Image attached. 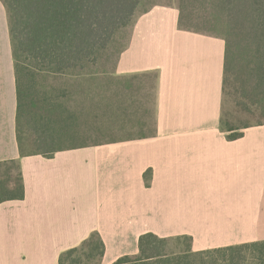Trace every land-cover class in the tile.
I'll list each match as a JSON object with an SVG mask.
<instances>
[{"label":"crops","instance_id":"0c3cea01","mask_svg":"<svg viewBox=\"0 0 264 264\" xmlns=\"http://www.w3.org/2000/svg\"><path fill=\"white\" fill-rule=\"evenodd\" d=\"M147 12L118 75H156L154 133L21 154L7 10L0 1V164H15L21 200L0 204V264H59L92 235L101 264L138 253V239L189 238L193 251L264 241V125L229 140L220 129L225 42ZM165 31L159 32L161 26Z\"/></svg>","mask_w":264,"mask_h":264},{"label":"rangeland","instance_id":"374dc122","mask_svg":"<svg viewBox=\"0 0 264 264\" xmlns=\"http://www.w3.org/2000/svg\"><path fill=\"white\" fill-rule=\"evenodd\" d=\"M151 9L158 16L162 9H171L177 22L182 12L186 31L228 39L230 60L223 75L220 129L243 132L264 125V89L259 87L264 54L250 42H243L250 24L241 20L235 24V16L227 14V8L218 0H142L132 21L114 32L109 43L97 51L93 63L63 74L41 72L31 63L22 64L18 129L23 154L47 149L46 142L41 144V136L47 134L55 137L53 147L75 148L154 133L156 75L116 73L118 58L127 48L135 25ZM159 29L164 32L165 26ZM16 179L15 164L0 166V183L6 191H15ZM166 240L168 253L196 252L189 238ZM101 256L102 247L93 235L65 256L63 264H101ZM202 256L213 261L220 258L214 253Z\"/></svg>","mask_w":264,"mask_h":264},{"label":"trees","instance_id":"16d2710c","mask_svg":"<svg viewBox=\"0 0 264 264\" xmlns=\"http://www.w3.org/2000/svg\"><path fill=\"white\" fill-rule=\"evenodd\" d=\"M1 1L9 17L17 92V139L19 150L23 154L18 129L23 90L20 81L22 64L31 63L34 70H41V72L63 74L68 70L82 68L87 63H93L97 51L109 43L114 32L132 21L142 0ZM218 1L227 8V14L235 16V24H238L240 20L250 24L247 33L244 34L243 42L245 44L250 42L251 46L262 50L264 54V0ZM182 17L181 12L177 25L179 29L187 30L182 24ZM222 39L225 42L223 63V75H225L230 60V44L228 39ZM262 65V71H264V59ZM259 87L264 89V75ZM224 132L227 133L229 140L242 136V132L232 128ZM54 139L53 134L41 136V144L46 142L47 149L32 154L50 157L55 152L66 149L53 147ZM2 165L4 164H0ZM16 183L15 191H6L0 183V204L23 198V185L18 175ZM166 243L165 238L152 233L142 234L138 239V253L121 257L112 264H264V241L181 253H168ZM75 250L76 248L70 249L61 254L59 264H63L64 257ZM211 253L219 254V260H207L202 256Z\"/></svg>","mask_w":264,"mask_h":264}]
</instances>
